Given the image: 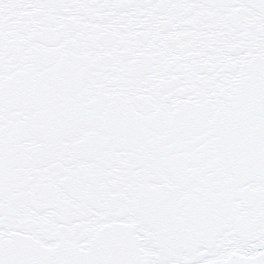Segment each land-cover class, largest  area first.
<instances>
[{
    "label": "snow or ice",
    "instance_id": "snow-or-ice-1",
    "mask_svg": "<svg viewBox=\"0 0 264 264\" xmlns=\"http://www.w3.org/2000/svg\"><path fill=\"white\" fill-rule=\"evenodd\" d=\"M0 264H264V0H0Z\"/></svg>",
    "mask_w": 264,
    "mask_h": 264
}]
</instances>
